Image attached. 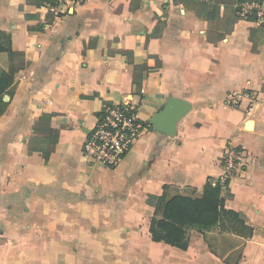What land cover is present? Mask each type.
<instances>
[{"label":"crops","instance_id":"1","mask_svg":"<svg viewBox=\"0 0 264 264\" xmlns=\"http://www.w3.org/2000/svg\"><path fill=\"white\" fill-rule=\"evenodd\" d=\"M227 18L232 31L214 43L209 22L173 0H85L58 17L41 0H0V30L26 60L0 116V264H264V28L221 4L220 29ZM12 65L0 51V67ZM122 101L140 104L147 127L106 168L84 142ZM166 106L182 111L172 135L149 122ZM230 145L250 162L226 208L253 235L191 230L187 250L154 241L165 202L217 181Z\"/></svg>","mask_w":264,"mask_h":264},{"label":"trees","instance_id":"2","mask_svg":"<svg viewBox=\"0 0 264 264\" xmlns=\"http://www.w3.org/2000/svg\"><path fill=\"white\" fill-rule=\"evenodd\" d=\"M44 3L51 0H41ZM176 4H183L185 7L195 10L201 18L207 20L210 24L208 30V40L214 43L222 40L233 29V21L227 18L224 21L223 29L217 26L220 15V6L234 5L238 1L246 0H173ZM235 11V10H234ZM215 25V27H214ZM0 51L8 52L13 60L15 57L19 66L12 65L9 70L0 67V116L5 112L8 102L4 100L6 94L12 95L15 73L25 66L26 60L23 54L12 51L9 47V36L0 30ZM158 61V66H160ZM147 65L135 67L134 81L137 87L142 85V75L138 71H144ZM43 121L50 119L49 115L41 116ZM51 133L57 134V131L50 129ZM56 142V141H55ZM233 194L229 190L223 191L221 184L209 178L198 196H189L177 194L168 199L160 215H156L151 222L150 232L154 241H163L169 245L187 250L190 244L191 230H197L201 233L211 231L220 227L221 231L238 234L245 238L253 235L254 229L246 224L244 216L234 210L226 208V199L232 198ZM156 199V197H150Z\"/></svg>","mask_w":264,"mask_h":264},{"label":"built area","instance_id":"3","mask_svg":"<svg viewBox=\"0 0 264 264\" xmlns=\"http://www.w3.org/2000/svg\"><path fill=\"white\" fill-rule=\"evenodd\" d=\"M85 0H51L47 2L49 10L58 16L68 12L70 7L79 5ZM236 16L264 28V0L238 1L234 5ZM144 92V91H143ZM244 96L252 102L254 93ZM228 105L239 107L241 98L237 93L228 95ZM147 124L140 116V104L132 101L107 104L96 125L87 134L84 142V154L94 163L106 168L118 167L134 145L138 142ZM250 162L247 149L230 145L221 155L223 172L217 181L222 190H228L230 180L246 170Z\"/></svg>","mask_w":264,"mask_h":264},{"label":"water","instance_id":"4","mask_svg":"<svg viewBox=\"0 0 264 264\" xmlns=\"http://www.w3.org/2000/svg\"><path fill=\"white\" fill-rule=\"evenodd\" d=\"M182 115V111L174 112L169 106L163 107L154 118L150 119V123L156 126V129L162 133L172 135L174 132V124Z\"/></svg>","mask_w":264,"mask_h":264},{"label":"rangeland","instance_id":"5","mask_svg":"<svg viewBox=\"0 0 264 264\" xmlns=\"http://www.w3.org/2000/svg\"><path fill=\"white\" fill-rule=\"evenodd\" d=\"M223 240H224V242L226 241V244H225V245H227V246L230 245L231 242L228 241V240H226V239H224V238L218 239V242H217V243L219 244V243H221V241H223ZM223 245H224V244H223ZM222 247H223V246H222Z\"/></svg>","mask_w":264,"mask_h":264}]
</instances>
